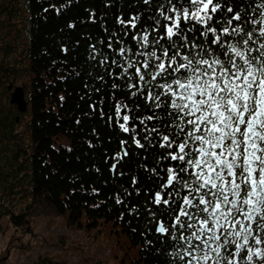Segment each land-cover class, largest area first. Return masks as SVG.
Listing matches in <instances>:
<instances>
[{"label": "trees", "instance_id": "16d2710c", "mask_svg": "<svg viewBox=\"0 0 264 264\" xmlns=\"http://www.w3.org/2000/svg\"><path fill=\"white\" fill-rule=\"evenodd\" d=\"M21 1H24L26 19L22 26L12 20ZM161 3L167 7V0H149L147 5L143 0H0V56L12 60V80L28 77L25 114L30 144L24 186L22 181L18 186L4 183L0 186L1 200L14 199L15 195L40 199L63 214L69 225L89 229L108 225L124 237L127 248L135 250L140 264H181L175 255L178 245L171 237L165 238L155 231L158 225L153 215L163 220L171 217L165 209L152 203L165 177L164 165L176 164L160 156L164 149L158 147V142H163L164 134L172 135L179 129L174 123L158 122L169 120L160 109H155L157 120L141 126L140 120L151 115L152 110L136 107L133 102L137 97L124 95L129 90L123 75H117L116 65L108 68L98 61L107 57L109 63L113 59L123 63L118 47L131 48L136 43L131 36L137 33L129 28L126 35L119 20L139 15L143 31L152 24L151 17L159 16ZM236 5L246 14V21L257 22H246L245 28L254 31L249 47L253 48L251 55L258 57L260 53L256 50L264 44V38L259 37V27L264 26L260 24L264 20L260 15L264 12V0H227V6ZM228 15L225 12L224 19ZM109 42L113 48L107 47ZM17 56L20 62L15 61ZM127 56L133 61L143 59L138 54L133 56L131 51ZM106 69L113 75H106ZM101 76L103 81L99 79ZM114 82L120 85L119 89L112 87ZM164 82L159 80L161 84ZM140 88L141 92L161 91L151 84L145 88L143 82ZM138 96L144 105L151 103L143 95L138 93ZM121 102L127 103L130 114L136 116L128 125L136 128V132L125 133L119 128L114 106ZM167 111H172L170 104ZM153 126L160 130L159 135L151 132ZM145 132H148L147 140L141 139ZM181 135L177 136L178 140ZM133 137L141 139L145 147H138ZM124 152L128 154L125 156ZM185 191L181 189L180 194ZM253 227L254 236L264 237V227H258L256 222ZM249 240L247 247L253 249V260L241 259V254L230 245L216 256L219 264L227 261L264 264V243L256 244L253 237ZM247 247L242 250L245 255ZM256 248L262 250L261 256L255 255Z\"/></svg>", "mask_w": 264, "mask_h": 264}, {"label": "snow or ice", "instance_id": "6c2138e0", "mask_svg": "<svg viewBox=\"0 0 264 264\" xmlns=\"http://www.w3.org/2000/svg\"><path fill=\"white\" fill-rule=\"evenodd\" d=\"M239 7L227 6V0H167V7L159 4V16L151 17L152 24L143 31L139 15L119 20L126 35L129 28L137 33L131 36L136 41L131 48L118 47L123 63L116 59L109 63L107 57L98 61L108 68L116 65L117 75H123L129 90L124 95L137 97L136 107L152 110L140 120L141 126L157 120L155 109H160L169 120L158 122L174 123L179 129L158 142L164 149L160 156L177 163L164 165L165 177L152 203L171 217L163 220L153 215L158 225L155 231L178 245L175 255L181 264L207 262L230 245L241 259L251 261L249 237L256 244L264 243V237L254 236L253 227V222L264 227L259 223L264 221V155L258 154H264V44L256 50L258 57L251 55L254 31L247 30L245 23L257 22L246 21ZM260 15L264 17V12ZM259 37L264 38V26L259 27ZM107 47L113 48V43ZM129 51L143 59L133 61L127 56ZM106 75L113 74L106 69ZM130 79L134 82L128 83ZM140 82L161 91L141 92ZM112 87L120 85L114 82ZM138 93L151 103H141ZM169 104L172 111H167ZM114 114L123 132L137 131L128 126L136 116L130 114L127 103H116ZM159 131L151 128L157 135ZM141 139L147 140L148 132ZM141 139L133 137L143 149ZM181 189L186 190L183 195ZM255 255L261 256L262 250L256 248Z\"/></svg>", "mask_w": 264, "mask_h": 264}, {"label": "rangeland", "instance_id": "374dc122", "mask_svg": "<svg viewBox=\"0 0 264 264\" xmlns=\"http://www.w3.org/2000/svg\"><path fill=\"white\" fill-rule=\"evenodd\" d=\"M23 12L24 1H21L17 14L12 16L17 25L22 26L25 23ZM10 64L12 65V60ZM16 80L17 85L25 88L28 86V77ZM25 120L28 122V116ZM23 182L24 176L22 186ZM14 197L16 199L9 198V202L4 201L8 206L14 204V210L20 212L24 219L18 227L9 223L10 216L0 219L6 230L5 234L1 232L0 235V262L8 252L11 264H140L136 260L135 250L127 248L124 237L112 231L108 225L96 229L72 226L67 223L63 214L55 212L40 199L19 195ZM9 235H12L13 244L5 245ZM17 238L23 246L13 249ZM207 263L217 264L216 255Z\"/></svg>", "mask_w": 264, "mask_h": 264}, {"label": "flooded vegetation", "instance_id": "af4514ba", "mask_svg": "<svg viewBox=\"0 0 264 264\" xmlns=\"http://www.w3.org/2000/svg\"><path fill=\"white\" fill-rule=\"evenodd\" d=\"M19 60L20 59L17 58L15 59L16 62ZM10 63V58L0 56V186L4 183L9 186L13 183H16V186L21 184L22 176L27 169V153L30 151V144L27 140L28 122L25 120L27 104L25 110H21L17 103L11 101L13 91L19 88H22L23 97L25 99L26 88L17 85L16 79L12 80ZM193 147L195 146L193 145ZM1 175L6 177L3 178ZM13 176L15 177L11 180ZM7 200V202H9V199ZM14 207V205L8 206L4 200H0V219L10 216L11 220L9 223L18 227L21 225L24 218L20 212L14 210ZM4 230L0 222V235L6 233V230ZM11 237L12 235H9L5 245L13 244V239ZM15 241L16 244L13 245V249H19V246H23L19 238ZM8 257L9 255L7 252V256L2 258L0 264H11ZM31 264H33V262Z\"/></svg>", "mask_w": 264, "mask_h": 264}, {"label": "water", "instance_id": "95a60500", "mask_svg": "<svg viewBox=\"0 0 264 264\" xmlns=\"http://www.w3.org/2000/svg\"><path fill=\"white\" fill-rule=\"evenodd\" d=\"M11 101L13 103H17L19 106V109L21 110H25L26 108V101L23 97V91L22 88H19L18 90L16 89L15 91H13L12 95H11Z\"/></svg>", "mask_w": 264, "mask_h": 264}]
</instances>
